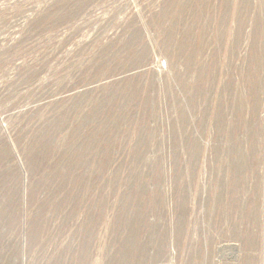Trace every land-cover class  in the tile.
Masks as SVG:
<instances>
[{
    "label": "rangeland",
    "instance_id": "obj_1",
    "mask_svg": "<svg viewBox=\"0 0 264 264\" xmlns=\"http://www.w3.org/2000/svg\"><path fill=\"white\" fill-rule=\"evenodd\" d=\"M0 264H264V0H0Z\"/></svg>",
    "mask_w": 264,
    "mask_h": 264
}]
</instances>
